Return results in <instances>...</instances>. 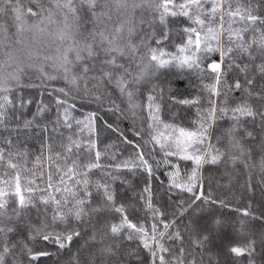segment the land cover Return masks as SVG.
<instances>
[{
    "label": "snow or ice",
    "instance_id": "1",
    "mask_svg": "<svg viewBox=\"0 0 264 264\" xmlns=\"http://www.w3.org/2000/svg\"><path fill=\"white\" fill-rule=\"evenodd\" d=\"M0 264H264V0H0Z\"/></svg>",
    "mask_w": 264,
    "mask_h": 264
},
{
    "label": "trees",
    "instance_id": "2",
    "mask_svg": "<svg viewBox=\"0 0 264 264\" xmlns=\"http://www.w3.org/2000/svg\"><path fill=\"white\" fill-rule=\"evenodd\" d=\"M173 72H175V69H173ZM163 79V78H162ZM171 87L178 91L187 94L188 91H191L190 86H188L187 79L183 77H173L171 80ZM37 98H39V95L37 93ZM44 99L46 102H48L47 93H45ZM77 104L79 106L80 102L77 101ZM91 108H95V105H91ZM169 108L170 104L168 103L167 95H165V103L162 110V116L165 120L170 119L169 114ZM86 111L89 110L88 108L85 109ZM175 108H172V111H175ZM77 115H79V112H77ZM101 115H104L101 113ZM118 114L108 113L105 118L111 121H116L119 128L124 131L125 135L130 139L133 140L135 143L143 144V141L134 136L133 131H129L130 128H132L133 122L131 119H117ZM140 124L139 122L136 123V128H139ZM100 140H101V148L103 149V146L108 143H113L115 145L113 151H120L122 150L124 152V155L127 156L131 151V146H125L120 143V141L117 139L116 135L105 131L103 128H101L100 131ZM30 146L33 148L38 147V142L30 141ZM146 157L150 159V161L153 163L155 167V160H151V156L154 155L156 160L163 159L162 153H160L159 149L155 151V153H149L147 148L145 149ZM183 168V165H181ZM171 171L169 167H166L161 163V165L158 168H155V172L153 175V192L155 194L154 196V203L157 204V206L161 207L163 210H169V205L171 204L173 207L175 206V203L177 200L182 198V195L180 194V191L178 189H170L168 184V176L166 175L167 172ZM187 195V194H183ZM171 197V199H170Z\"/></svg>",
    "mask_w": 264,
    "mask_h": 264
}]
</instances>
